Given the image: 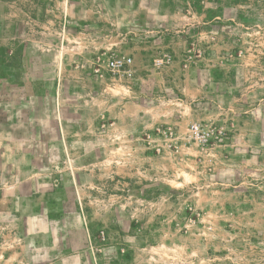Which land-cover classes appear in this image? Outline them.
Segmentation results:
<instances>
[{
    "label": "rangeland",
    "instance_id": "1",
    "mask_svg": "<svg viewBox=\"0 0 264 264\" xmlns=\"http://www.w3.org/2000/svg\"><path fill=\"white\" fill-rule=\"evenodd\" d=\"M210 8L217 33L166 46L149 30L180 12L200 24ZM30 11L26 67L4 76L0 45V263L26 245L16 214L35 197L61 245L87 238L96 253L135 237L169 264H264V190L235 171L248 162L232 142L244 107L231 92L249 107L264 98V0H43ZM131 25L133 75L107 72L119 53L99 48V30Z\"/></svg>",
    "mask_w": 264,
    "mask_h": 264
},
{
    "label": "crops",
    "instance_id": "2",
    "mask_svg": "<svg viewBox=\"0 0 264 264\" xmlns=\"http://www.w3.org/2000/svg\"><path fill=\"white\" fill-rule=\"evenodd\" d=\"M42 3L43 0H29L28 2H25V0H6L5 6L10 13L5 15L0 37V45L3 47L2 51L8 57L2 67L4 76H9L10 70H21L26 67L25 54L27 49L24 47V43L27 44L29 40L27 25L30 24V20L28 21V18L32 17L35 22L37 18V13L35 11L31 12L30 7L33 5L34 7L37 5L41 6ZM214 11V8H210L205 13L207 21L203 22L202 20L200 24H188L185 20V14L180 12L177 16V22L165 20L166 22L161 27L153 26L149 30L154 33L162 32L163 43L166 46L178 39L182 43L186 40L189 33L191 35L194 33L199 34L201 37L203 34L202 30H212L217 33L216 29H218L220 23L211 20V18L217 17ZM174 12L177 13V11L172 10H163L162 13L172 17L171 13L174 14ZM224 24L227 26L228 22ZM138 30V26L133 25L124 27L121 33L120 30H115L113 33H109L111 32L110 30H99L96 42L100 49L112 47L115 53H119L118 55L131 57L133 52L131 45L138 40ZM228 39V36L222 35L223 47L226 50L229 48ZM153 41L155 42V40ZM31 42L34 46H37L35 37ZM38 45H40V42ZM11 55L16 56V58L14 59L13 57L12 60ZM93 55L90 54V58H93ZM16 59L18 64L15 61ZM11 60L13 61L12 67L11 64L6 63ZM26 74L22 73V75ZM197 77L195 76L194 78L197 79ZM199 78L201 84L202 74L199 75ZM202 90L203 87L200 85L199 92L202 93ZM212 91L228 96L226 88L221 86H216L215 88L213 86ZM231 92L234 103L244 107L240 109L242 113H238V127H236V131L233 134L232 142L238 143L236 148L242 150L241 156L248 162L243 168H239V165L235 166V171L257 176L258 182L262 184L261 187L264 190V98L258 97L256 103L249 107L244 98L236 95L238 91ZM27 203H35L36 207H25L16 214L20 231L24 232V236L21 237H25L26 245L21 247L20 250L14 251V253L10 252L5 255L3 263L1 262L0 264H169L164 261L163 254H157L148 247L145 248V246L140 248L138 238L135 237H131L130 246L125 247V249L120 246H106L105 249L101 250L102 252L96 253H93L90 250V246L86 244L87 238L84 239L81 247H76V245L72 244L61 245L56 215L43 213V207H41L42 199L32 197L27 200ZM85 236L87 234L84 233ZM122 250H125V253Z\"/></svg>",
    "mask_w": 264,
    "mask_h": 264
},
{
    "label": "built area",
    "instance_id": "3",
    "mask_svg": "<svg viewBox=\"0 0 264 264\" xmlns=\"http://www.w3.org/2000/svg\"><path fill=\"white\" fill-rule=\"evenodd\" d=\"M101 60V59H100ZM164 61L157 60V65H162ZM133 59L130 56L126 55H113L106 60H103V64H101V68L105 69L107 72H113L115 74H121L122 76L131 77L133 75L132 69ZM98 69L97 71H100ZM192 132L196 137H201L205 134V128L201 124H195L192 126Z\"/></svg>",
    "mask_w": 264,
    "mask_h": 264
}]
</instances>
